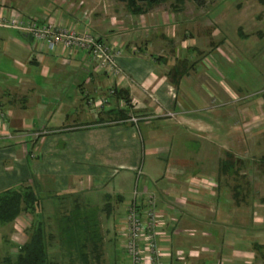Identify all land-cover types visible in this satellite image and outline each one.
<instances>
[{
    "label": "crops",
    "instance_id": "1",
    "mask_svg": "<svg viewBox=\"0 0 264 264\" xmlns=\"http://www.w3.org/2000/svg\"><path fill=\"white\" fill-rule=\"evenodd\" d=\"M8 7L115 44L120 76L116 79L93 69L83 50L69 52L60 46L48 50L27 35L0 27V191L15 187L23 178H45L53 185L56 175L49 169H63L65 182L57 184L56 192L73 200L71 210L79 216L83 211L95 212L99 199L94 201L96 206L88 207L81 198L72 199V194L108 179L105 168L111 173L113 167L132 169L131 159L137 155L136 148L130 149L136 134L125 127L132 123L115 120L117 101L106 92L101 95L109 86L115 87L129 96L128 114L138 117L144 128V137L137 130L140 152L153 161L162 158L158 145L168 136L160 130L164 123L174 129L172 137L189 134L187 138L195 142L190 158L179 152L162 172L155 164L149 166L153 174L140 172L143 179L138 189L151 193L168 219L162 228L165 234L158 239L168 264H264V221L255 211L257 205L242 201V193L251 192V186L242 187L239 171L247 158L257 159V129L249 137L242 133L241 120L226 127L227 111L241 112L233 105L203 112L205 118L190 114L188 99L194 102L187 96V84L194 64L189 51L201 47L188 37L180 44L172 15L179 13H169L170 17L168 13L131 14L117 0H0V14ZM211 50L219 52L217 47ZM172 67L180 70L173 76L175 83L168 73ZM206 84L222 101L233 97L227 87ZM106 96L107 103L93 104ZM199 97L207 111L210 97L202 93ZM166 113L172 116L165 117ZM152 119L161 120L162 125H152ZM39 147H46L45 154L52 157L47 172L35 161L26 166L27 156L35 157L33 151ZM126 181L127 177L118 175L101 197L102 204L113 203L107 210L116 211L115 226L136 188L128 191ZM229 192L232 200H228Z\"/></svg>",
    "mask_w": 264,
    "mask_h": 264
},
{
    "label": "rangeland",
    "instance_id": "2",
    "mask_svg": "<svg viewBox=\"0 0 264 264\" xmlns=\"http://www.w3.org/2000/svg\"><path fill=\"white\" fill-rule=\"evenodd\" d=\"M169 2L170 0H166L146 12L168 13L167 17L171 16L169 13H179L172 15L176 23L173 27L177 31L176 37L178 40L180 39V44L183 43L184 45L183 40L188 37L192 39L194 45L201 47V50L194 48L195 50L189 51L193 56L190 63L194 64V71L190 75L191 83L187 84V96L194 102L191 103L188 99L187 107L191 110L190 114L205 118L204 113L212 112V108L222 106V109L228 110L235 106L239 108L242 114L234 113L232 110H229L231 112L227 111L225 116L226 127L229 122L241 120L242 133L249 137L257 129L258 148L255 152L257 159L247 158L239 170L242 172V187H248L249 183L251 186V192L248 189L242 193L241 199L248 205L250 203L251 206H253L252 203L257 205L254 207L256 208L255 211L258 213L259 219L262 218L264 221V162L262 159L259 160V156L264 154V4L258 0H205L202 6H197L191 0H184L182 8L175 12L169 7ZM214 47H217L220 53L211 50ZM206 82L213 85L215 89L227 87L231 90L228 92H233V97L230 96V100L227 101L220 100L215 93L214 96L210 93L212 89ZM196 83L199 89L196 88ZM105 92L103 90L101 95ZM200 93L210 97V99L208 98L209 109L207 111L199 97ZM116 107H119L117 103ZM249 111H251V116L248 114ZM160 121L152 119L151 124L162 125L159 124ZM168 122L166 120V123ZM131 125L126 124L125 127L136 134V138L131 140L130 147L132 150L136 148L137 154L131 159L130 166L132 169L113 167L115 172L111 173L109 168H105L104 174L108 179L101 178L100 183L94 188L72 194V199L81 198L83 206L89 204L88 207L96 206L97 203L94 201L99 199L98 209L95 210L94 215L98 225L86 224V240L80 247L84 260L79 259L72 246L68 248L64 243L66 231L58 232L56 223L58 218L68 213L74 202L71 198L56 192L59 188L57 184L65 182L61 176L66 175L67 171L63 169L52 171L51 168L49 169L50 172L56 175L53 185L50 180L45 178H33L30 181L23 178L18 185L13 187L21 189L26 185L29 186L35 191L38 200L32 211H21L11 222L0 224V259L4 256L14 258L18 245L26 241L32 230L39 225L43 229L47 257L53 264H123L124 258L119 248L120 233H118L121 226L120 223L115 226L116 211L107 210L112 208L113 203L104 202L102 204L101 197L104 195V191L110 187L112 180L120 174L127 177L128 191L135 187L138 190L140 179H143V176L140 175L135 183L138 169L140 172L153 174L155 171L149 172V166L153 167L155 164V167H158V172H162L166 162L174 158V154L181 152L183 156L190 158L195 150V142L187 138L190 137L189 134H185L179 139L175 136L172 137L174 129L164 123L160 130L168 136L162 139L158 145L162 149L158 155H162V158H155L153 161L150 156L140 152L141 145L137 130L144 137L142 122L137 121ZM39 148L33 151L35 157L27 156L26 166L31 167L35 161L39 168H43L44 172H47V161H51L52 157L45 154L46 147ZM113 168L110 167V169ZM194 169L197 170V168ZM44 172L40 173L43 177H47ZM148 180L149 178H147ZM147 181L145 180V185H147ZM232 183L229 182V184ZM148 188L150 189V184ZM89 194L92 195L88 196ZM228 198V200H232L230 192ZM75 201H80V199ZM83 212L85 213V211ZM96 230L97 233H95Z\"/></svg>",
    "mask_w": 264,
    "mask_h": 264
},
{
    "label": "built area",
    "instance_id": "3",
    "mask_svg": "<svg viewBox=\"0 0 264 264\" xmlns=\"http://www.w3.org/2000/svg\"><path fill=\"white\" fill-rule=\"evenodd\" d=\"M0 27L10 28L20 34L29 36L32 40L42 43L46 49H54L57 46L86 52L88 61L98 72L107 76H120V70L116 63L119 49L115 44L103 42L99 37L86 31L78 32L68 26L57 25L43 16L24 15L19 11L8 7L0 14ZM112 87L106 90L107 96H111ZM107 96L98 98L93 102L95 106L107 103ZM123 100L118 99L117 105L123 107ZM171 117V113L164 114ZM2 117V113H0ZM128 122L136 123L139 118L129 116ZM141 175L136 172V178ZM168 219L156 207L154 196L145 189H134L132 199L126 213L120 218L121 226L119 236V248L123 255V264H168L164 252L158 245L161 234H165L162 228L166 227Z\"/></svg>",
    "mask_w": 264,
    "mask_h": 264
},
{
    "label": "trees",
    "instance_id": "4",
    "mask_svg": "<svg viewBox=\"0 0 264 264\" xmlns=\"http://www.w3.org/2000/svg\"><path fill=\"white\" fill-rule=\"evenodd\" d=\"M124 3V6L131 14L145 13L148 9L157 6L166 0H117ZM197 6H202L205 0H191ZM264 4V0H258ZM184 0H170L169 7L172 11H179L182 8ZM179 69L172 67L169 70V76L172 82L175 83L173 76L179 73ZM111 96L118 101L123 100V108L115 109V120L124 122L131 115L128 114L131 110V100L126 91L112 87ZM130 110V111H129ZM226 159L231 158V154L226 152ZM264 162V155L262 156ZM228 162V161H227ZM225 162V166L228 163ZM38 197L35 191L29 186H24L21 189H15L13 187L5 188L0 191V224H5L14 220V218L21 211H32ZM74 210H70L66 215L58 218L57 229L59 233L65 232L64 243L69 248L72 246L80 260H84L83 252L80 247L86 240V224H92L97 226L98 223L94 218L95 212L89 211L87 214L83 213L79 216ZM83 217V218H80ZM80 218V219H79ZM89 220V222H87ZM75 226V228H74ZM81 233V234H80ZM97 233V230L96 232ZM0 264H53L47 257L46 245L44 241V233L41 226L37 225L30 233L28 239L18 245L14 258L10 256H4L0 259Z\"/></svg>",
    "mask_w": 264,
    "mask_h": 264
}]
</instances>
